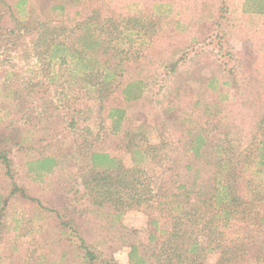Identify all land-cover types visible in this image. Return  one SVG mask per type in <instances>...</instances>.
<instances>
[{
	"label": "trees",
	"instance_id": "trees-1",
	"mask_svg": "<svg viewBox=\"0 0 264 264\" xmlns=\"http://www.w3.org/2000/svg\"><path fill=\"white\" fill-rule=\"evenodd\" d=\"M27 1L18 0L13 11L0 0V54L23 40L21 48L40 62L45 78L21 88L24 94L8 83L2 91L25 105L33 131L42 120L63 125L59 134L35 138L15 119H0V264L2 258L6 264H121L115 254L123 247L124 264H204L214 250L213 264H264V66H258L264 41L257 42V30L246 32L241 69L209 60L206 51L198 69L184 71L179 62L186 49L174 59L171 44L165 55L144 54L168 40L165 15L147 4L118 1L113 11L83 16L80 0H32L26 11ZM228 6L221 0L186 46L216 42L224 50ZM243 10L264 14V0H245ZM7 14L12 25L5 24ZM161 66L173 78L171 89L132 126L127 106L145 100L146 79ZM2 72L11 78L9 70ZM188 81L198 82L193 95ZM84 112L93 115L95 133L75 131ZM108 121L121 133L127 160L96 146L101 132L108 135ZM151 129L157 143L148 140ZM66 131L74 136L72 156L80 159L71 181L52 177ZM13 153L28 178L50 182L42 195L16 181ZM9 207L13 226L6 222ZM129 210L145 216V242L123 240ZM36 219L46 224L35 228Z\"/></svg>",
	"mask_w": 264,
	"mask_h": 264
},
{
	"label": "rangeland",
	"instance_id": "rangeland-1",
	"mask_svg": "<svg viewBox=\"0 0 264 264\" xmlns=\"http://www.w3.org/2000/svg\"><path fill=\"white\" fill-rule=\"evenodd\" d=\"M80 6H84L82 11V15H89L92 11L101 10L102 13H106L109 11H113L115 4H120L124 2H129L132 0H99L97 2H92L91 0H80ZM138 4L137 8L147 4L148 8L152 10L155 15H159L162 13L165 15V23H163V29L167 31L168 40L163 43L160 47L149 46L144 49V54L148 55V57L156 56L159 53H170L174 58L180 57L183 54V49H186V55L184 56L185 60L179 62V69L187 71L190 68L198 69V67L203 64L205 59L206 51L209 53V60H216L217 63L222 60L227 61L229 65H236L238 69H241L238 59H241V53L244 51L243 45L246 43L245 40L248 39V35L246 32L251 29L257 30V35H255L257 42L264 41V14L259 13H246L243 10V4L245 0H225L229 3L228 6V14L231 18V25L226 29L228 40H222V48L224 50L229 49L231 55L227 53L224 54V50H220L219 44L216 42L213 44L203 45L197 44L196 48L193 47L191 49L190 46H186L191 43V40L196 37V29L198 24L206 17L208 14H214L221 0H135ZM144 1H147L144 3ZM7 4L13 7V11H16L14 5L18 2V0H5ZM26 11L28 10L29 4L32 0L27 1ZM94 3V4H92ZM136 8V7H135ZM79 9V8H78ZM82 16V17H83ZM16 17L21 18L22 13L20 12ZM5 24L12 25V22L9 20V15L5 16ZM223 28L222 24L218 28L217 36L220 34L221 29ZM29 41L30 38H27ZM180 40H182V45H178ZM22 41H18V47L11 48L8 51L0 54V86L4 84L5 87L1 86L0 88V119H15V123L22 127V133L28 134L31 137H37L38 133H43V136H51L55 134H59L60 127L63 125L59 121H53L50 123H46L45 120L40 122V127L38 131H33V127L31 126V122L28 121V113L27 109L24 108L25 105L18 103L12 94H8L3 89L6 88V84H11V88L16 87L21 91L25 85L30 86L33 81L37 79H44L45 76L38 73L40 62L37 61L36 57L29 56L32 55V52H25L21 48ZM171 44L172 48L168 52L167 45ZM186 46V47H182ZM160 47V48H159ZM182 47V48H181ZM177 48H180L179 50ZM199 48H201V55L192 58L195 52H199ZM2 51V48L1 50ZM2 53V52H0ZM261 53V52H260ZM27 55V56H26ZM26 56L27 58H24ZM191 57V58H190ZM222 59V60H221ZM258 66L261 68L264 66V63L261 61V58H258ZM214 72L218 69L213 66ZM6 70L11 73L10 79H5L2 77V71ZM158 73V74H157ZM239 73V71H238ZM13 76V77H12ZM187 76V75H186ZM185 76V77H186ZM19 77V80H15ZM184 78V77H183ZM16 81V83L14 82ZM173 82V78L164 75V69L159 67V69L155 70L153 76H148L146 79V83L143 86V96L145 97L144 101L133 102L127 106V115L130 118V122L132 126H135L139 123H142L147 116L146 113L149 110H153L154 108L159 107L160 105L157 102L162 101L164 99V93H166L169 89H171L170 85ZM188 93L193 95L196 92L198 82L188 81ZM165 90V91H164ZM7 91V90H6ZM234 88H230V92H234ZM24 94V90H22ZM50 93L53 94V88L50 90ZM22 110V111H21ZM71 114H69L70 116ZM67 117V116H66ZM65 117V118H66ZM87 117L86 121L82 119ZM89 117H93L92 114L83 113L79 116L78 121V130L77 133H85V128L95 133L97 131V127L95 128ZM110 122H106L105 126L108 127V135L103 138L106 130L101 132L99 136V141L96 142V146L98 148L103 149L104 151L110 152L114 156L121 157L123 160L126 159L125 152L119 147L120 140V132H112L109 129ZM109 124V125H108ZM64 135L61 139L62 147L65 149L63 155L60 156V161L57 163L56 167L53 170L52 177L57 179H69L71 181V177L74 174V171L77 167L80 166V159L72 156L71 149L75 144H70V140L74 139L71 132L60 133V136ZM59 137V136H58ZM148 140L151 143H157L159 140V136L156 131L150 130L148 133ZM73 142V141H72ZM12 160L14 162L13 168L15 171L16 181L20 183H24L29 191L32 194L42 195L46 189L48 188L49 181L43 179V177L39 179H30L24 174L25 166H23V160L20 159V156L16 153H13ZM78 177V176H77ZM79 179V177H78ZM0 183L2 184V177H0ZM2 192L0 186V193ZM13 206V205H12ZM8 216L6 217V222L8 225L13 226L14 224L11 222L10 218L15 217L14 210L11 207L8 208ZM36 222V227L38 228V224H40V219L34 220ZM122 223L124 225V233L123 240L125 241H133L142 243L146 241V235L148 233V227L145 222V216L142 212L137 210H129L126 211L122 217ZM43 224H46L43 222ZM12 232V231H11ZM46 237V235H43ZM36 237V235L34 236ZM38 237V236H37ZM44 237V238H45ZM44 252L46 249H40ZM218 252L216 250L212 251L204 260V264H213L217 259ZM117 260L124 264L126 262V251L125 247L121 248L115 254ZM3 264H6L5 258H2Z\"/></svg>",
	"mask_w": 264,
	"mask_h": 264
}]
</instances>
